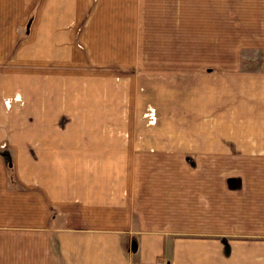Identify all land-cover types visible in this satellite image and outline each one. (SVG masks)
<instances>
[{"label": "crops", "instance_id": "1", "mask_svg": "<svg viewBox=\"0 0 264 264\" xmlns=\"http://www.w3.org/2000/svg\"><path fill=\"white\" fill-rule=\"evenodd\" d=\"M145 14L165 15L176 48L156 59L165 76L200 80L191 113L183 95L165 133L107 134L105 118L58 134L90 124L58 115L49 79L75 72V109L105 106L122 88L101 68ZM93 24L90 64L74 37ZM242 51L264 52V0H0V264H264V70L241 71Z\"/></svg>", "mask_w": 264, "mask_h": 264}, {"label": "rangeland", "instance_id": "2", "mask_svg": "<svg viewBox=\"0 0 264 264\" xmlns=\"http://www.w3.org/2000/svg\"><path fill=\"white\" fill-rule=\"evenodd\" d=\"M88 15H85L86 19L88 18ZM124 17L130 18L129 15ZM139 21L141 22H139L138 31L133 30L131 27L133 24H130L129 22L122 23V27L126 29L120 31V40H123L126 43L129 42L127 44L128 46L122 47L123 63H113L101 68V71L105 72L104 74L106 75V78L107 74L112 75L116 73L117 78L120 79L119 80L115 77L116 88H122L121 93L107 95L105 106H100L101 108L97 110V105H94L91 102L90 110L82 112L80 109H75L76 106L73 104L72 100L78 93H80L82 83L81 78L78 77L75 72H65V70L58 72L56 84H53V80H51V78H56V76H52L49 79V83L45 88H47L49 92H52V96L53 92L57 91L58 115L64 116L65 114H70L73 115L72 118L75 119H81V117H83V122L87 123L86 120L88 119V124H90L89 126L68 129L65 127H59L57 128L58 134L97 133V122L105 118V130L107 134L117 133L120 135L131 134L143 136L146 134L165 133L164 124L166 116H169L170 118L174 117L175 120L178 119L177 110L175 111L174 116H171L166 109L171 103L177 104L179 97L181 98L183 95L186 96L185 101L187 111H185V114L189 115L191 113L188 111L190 106H188L187 103H193L194 94H192L191 91L193 87H199V83L197 82L200 80H194L191 77L179 80L176 75H170V72L168 73V76H165V69H169L165 68V65L162 67L159 66L160 64L156 63V59L160 60L162 57L165 58V51L168 52L176 49L173 47L165 48V15H140ZM146 22L149 24L147 25ZM77 28L78 27L76 26L74 30ZM76 32L77 30H75V33ZM105 32L106 31H102V26L93 24L90 29L80 27L77 35L74 37V39L78 40L80 43L78 50L81 51V53L84 52L83 47L86 42L84 50L88 51L85 55H88L90 64L100 60L99 46H96V39L103 38ZM137 32V45L130 46V44L133 43L130 42L131 37L136 35ZM147 37H152V40L150 39L151 43L145 44ZM82 42L84 46H82ZM135 48L137 49V65L142 64L144 67L127 69V61L134 58ZM239 55L241 71L247 70L257 73L264 70V52L242 51ZM147 60L149 62L148 66H146ZM157 66H159V68L156 69ZM210 71H212V69L209 71L204 70L203 73ZM97 74L98 73L90 75L89 89L91 92L94 90L96 91ZM133 89L134 92L136 90L135 95L134 93L132 94ZM91 98L97 99V95L95 94L93 97L91 96ZM129 100H132V102ZM133 102L135 104L131 105L130 103ZM113 103H121L122 105L115 107ZM72 107L74 108L73 110ZM78 107H80V104ZM113 120L116 121V125L118 126L113 127ZM188 120L191 121L189 118ZM129 121H131L132 125H129ZM37 129L38 128L30 127L27 128V132L34 133Z\"/></svg>", "mask_w": 264, "mask_h": 264}, {"label": "built area", "instance_id": "3", "mask_svg": "<svg viewBox=\"0 0 264 264\" xmlns=\"http://www.w3.org/2000/svg\"><path fill=\"white\" fill-rule=\"evenodd\" d=\"M158 264V263H157Z\"/></svg>", "mask_w": 264, "mask_h": 264}]
</instances>
